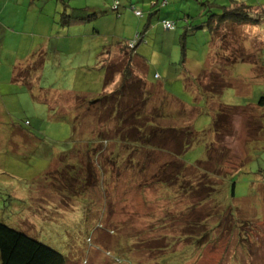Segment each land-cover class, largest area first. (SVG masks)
<instances>
[{
    "label": "rangeland",
    "instance_id": "rangeland-1",
    "mask_svg": "<svg viewBox=\"0 0 264 264\" xmlns=\"http://www.w3.org/2000/svg\"><path fill=\"white\" fill-rule=\"evenodd\" d=\"M84 1L78 0L77 5L91 6L80 5ZM98 1L100 5L99 2L95 5L107 11L97 19L96 28L100 32L93 30L94 21L86 28L74 26L71 33L70 28L59 25L55 36L48 39L49 27L42 24L36 27L31 19L24 21L26 33L46 36L25 43L46 45L45 64L35 89L78 94L90 100L98 98L105 90L102 67L108 57L106 51L112 47L114 50L119 42L135 41L143 34L144 40L136 50L135 73L142 76L145 71L150 84L160 85L184 104L188 111L184 119L193 118L195 113L192 115L191 110L195 109L197 116L192 125L198 134H203L210 129L212 116L195 83L207 67L210 55L233 56L234 51L242 49L239 47L242 44L247 53H253L255 46L261 47L264 59V22L259 27L245 26L240 33L239 28L224 26L211 34L205 25L203 29L188 30L184 36L186 17H193L190 23L201 27L210 15H221L220 7L232 5L233 0ZM236 1L264 9V0ZM117 3L118 12L113 11ZM137 12L143 16L135 15ZM151 12L155 14L149 22ZM21 16L24 17L23 12ZM165 22L176 23V29L166 31ZM228 29L232 31L225 33ZM17 30L22 28L18 26ZM63 33L66 38H61ZM225 34L228 36L218 38ZM117 53L115 49L114 55ZM250 60L257 67L237 63L227 68L226 80L231 86L223 93L222 103L249 106L234 118L224 145L228 153L220 155L225 159L221 162L224 170L241 167L236 175L223 179L220 193L224 202L240 212L244 220L241 225L251 227L247 252L239 245L240 236L245 234L230 222L228 208L220 206L223 220L219 219L221 226L216 228V222L208 215L212 202L184 212L197 203L198 195L183 196L163 187V181L159 180L163 179L160 175L166 159L163 149L155 150L149 163L145 161L148 151L144 150L142 157L137 158L142 167L123 169L119 176L120 165L113 166L108 154L114 156L119 151L125 160L128 150L117 141L114 144L100 138L96 148L105 152L91 163L86 154L88 147L82 145L85 136L93 131L102 133L115 124L105 123L104 113L99 119L92 113L81 119L80 138L76 139L69 122L73 114L67 108L74 107V102L69 98L53 104L64 114L65 119L61 120L57 117L58 109L52 111L48 104L34 101L29 94L20 97L8 95L7 91L1 94L0 222L59 252L65 264H264V136L259 137V130L264 128L260 123L264 106L262 109L255 104L264 97V67L256 58ZM187 82L194 84L193 90L187 89ZM114 87L115 83L106 91L111 92ZM159 96L156 93L148 99L149 110L152 105L161 108ZM162 98L166 106L180 109L177 101L166 103L165 97ZM6 109L14 115L8 117ZM97 120L100 128L94 130L92 122ZM159 123L161 127L171 125L163 119ZM12 127L20 130L17 133L12 130L10 134ZM207 142L201 140L191 148L183 157L185 163L194 166L204 160ZM7 148L14 150L6 152ZM217 164L216 161L214 165ZM231 182L236 184L235 198ZM189 224L195 230L190 231ZM209 224L214 230L206 236Z\"/></svg>",
    "mask_w": 264,
    "mask_h": 264
},
{
    "label": "trees",
    "instance_id": "trees-1",
    "mask_svg": "<svg viewBox=\"0 0 264 264\" xmlns=\"http://www.w3.org/2000/svg\"><path fill=\"white\" fill-rule=\"evenodd\" d=\"M61 6L62 9L59 12L60 18L58 23L62 27L87 24L98 18L97 14H91L88 9L70 8L68 4L64 3H62ZM220 8H223V13L221 15H210L208 22H203L201 27H195L193 23H190L193 17H186L185 22L187 26L185 28L187 32L185 31L184 36L188 34V30L196 31L198 29H203L205 25L208 26L210 33L214 34L220 31L224 26L239 28V32L240 30H245L243 29L245 26L259 27L264 22V9L254 8L243 2L239 3L233 0L232 5ZM113 11L118 12L119 6L117 5L116 8H113ZM155 13L158 12L156 11ZM155 13L151 12L149 14V22L152 20L153 14ZM142 16L143 14L141 13V17ZM173 24L175 30L177 24L174 22ZM231 31L232 29H228L225 33ZM222 36L224 38L228 35H220L218 38ZM143 37V34L138 35L135 40L136 46L133 49L129 47V44L133 41L119 42L115 47V49L118 50L117 56L114 55L115 49L113 50V47L111 50L109 49L106 51L108 57L105 58V63H103L102 67L105 72V90L94 100H90L78 94L52 93L42 88H39V90L35 89V84L45 64L43 51H40L39 54H36L35 57L24 66H20L14 71L13 82L22 84L29 89L34 101L37 100L48 104L49 108L54 112L58 109L60 112L57 114V117L61 120L65 119L63 116L64 114L59 106L57 107L53 104H56L64 98L72 99L74 107L69 106L67 108H70L71 110L68 111H71L73 114V117L69 118V122L76 139L77 137L80 138L79 130L82 126L81 119L91 116L92 113L95 118L99 119L103 117L102 115L104 113L106 116L105 123L110 121L111 125L115 124V126H112L113 128H107L102 133L93 131L89 136H85L82 145H87L88 150L86 154L90 156V161L93 163L94 160H97V157L105 152V149L97 150L96 148V143L100 141V138H103V140L106 138V142L110 140L109 142L111 143L115 141H117L116 143H120L128 150V155L125 160H123L125 156L121 155L119 151L115 153L114 156H111V153L108 154L113 166L115 163L116 166L120 165L118 166L120 170L119 176H121V170L123 169H134L138 167V165L140 168L142 167L140 161H137V158L139 155L142 157V152L144 150V153L148 151V156H145V161L149 163L152 153L155 150L163 149V156H166V159L163 161V175H160L163 179H159L163 181V187L169 192L176 191L183 196L190 197L193 193L198 195L199 199H197V203L194 205L191 204L184 212H191L190 210L193 211L197 206L212 202V209L211 211L209 209L208 215L213 219L212 221L216 222V228L221 226V222L219 221L221 219L223 220L220 206L228 208L227 217L231 220L230 222L234 223V225L240 229V233L245 234L240 236L239 245L247 252L248 249L245 246L249 245L248 233L251 227L249 228L248 226L245 228L244 226L246 223L241 225L240 221L244 220H241L240 212L238 213L233 205L230 206L224 202L220 193L224 182L223 179L227 176L236 175L241 167H238V169L224 170L221 162L225 159L220 155L223 153L226 155L228 153L224 145L226 139L229 138L231 134L229 132L232 130L231 125L234 122V118L244 112L249 105L244 107L227 105L222 103L221 97L225 90L231 86V83L226 80L227 68L237 63H249L257 67L255 61L250 60L252 57L256 58L260 65L264 67L262 48L260 47L259 50L258 46H255V49L252 50V52L254 51L253 53H247L245 47H242L241 44L239 47L242 49L238 52L234 51L233 56L210 55L209 63L199 76L197 83H195V87L198 95L203 98L208 107L210 106L212 124L210 129L203 134H198L194 129V125H192L197 116L195 109L191 110L192 115L195 113L193 118H189L188 120H186L187 118L184 119V115L188 112L184 104L166 93L160 85L150 84L146 78L145 71L142 76L135 73V70L138 69L134 66V61L137 56L136 50L139 44L144 40ZM217 40L218 39L214 41ZM252 47L254 48L253 45ZM154 78L158 79L159 75L155 74ZM114 83V89L111 92H107L106 90L108 87ZM193 86L194 84L187 82V89L190 91L193 90ZM156 93H160L161 97L159 96V99H161L162 106L158 108L152 105L153 109L149 110L150 104L148 99L152 98ZM162 97H165L167 100L166 103L172 100L177 101V104L179 103V106L183 109L180 107L178 110H173L172 107L170 108L169 105L166 106V104L163 103ZM255 104L262 108V106H264V97ZM161 119H163L164 123L171 122V125L161 127L159 123ZM263 119L264 113H262L260 121L264 127ZM27 124L29 123L27 122ZM92 124L95 126L93 128L94 130L100 128L98 120L97 123L94 121ZM150 132L152 133L149 134ZM260 135L264 136V128L259 130V137H261ZM205 139L208 141L206 146V158L197 162L194 166L186 164L183 160L184 155L199 141ZM94 145L95 147H93ZM90 161L87 163L88 169L91 168ZM216 161L218 164L215 166L214 163ZM232 178L233 177H231V180ZM235 188L236 184L231 182L230 189L233 198H235ZM163 222H165V219ZM189 225L190 231H192V229L195 230L191 227V224ZM230 226L231 224H229V228ZM209 228L210 224L206 226V236H210L212 233L211 231L214 230L213 228ZM230 230H228V232H230ZM190 235L192 236L193 233ZM0 264H65V260L63 255L54 249L0 222Z\"/></svg>",
    "mask_w": 264,
    "mask_h": 264
},
{
    "label": "crops",
    "instance_id": "crops-1",
    "mask_svg": "<svg viewBox=\"0 0 264 264\" xmlns=\"http://www.w3.org/2000/svg\"><path fill=\"white\" fill-rule=\"evenodd\" d=\"M153 0H150L152 2ZM68 4L70 8H78V9H88L91 14L95 13L98 15V18L106 14L104 10H102V6L100 5V1L94 2V0H85L81 4H90L91 6H78V0H0V99L1 94L5 93L8 95L12 94V96H24L25 94H29L31 96V92L22 84H16L13 82V76L15 74V70L24 66L27 62H29L30 58L35 55V53H39L43 51L46 53V45L40 44H29L25 45V43L30 40L32 42L34 37L44 39L45 35L39 34H28L23 30L26 26L27 19H31L32 22L36 24V27L39 25H43V27H49V34H47L48 39L52 38L53 33L56 27H59V12L62 9L61 4ZM52 7V8H51ZM22 12L24 13V19L22 18ZM30 16V17H29ZM93 23V30L100 32L97 20ZM92 23V22H91ZM87 23V24H91ZM87 24L75 25L78 28H86L84 27ZM20 26L22 30H17V27ZM70 28L69 33L72 32V27ZM86 30V29H85ZM66 33L62 34L61 38H66ZM9 44L11 45L9 48ZM39 90V88H37ZM7 91V93H6ZM7 95V96H8ZM3 101V100H2ZM7 112V109H6ZM8 117H12L13 113H8ZM20 130V128H18ZM17 127L11 129L17 133ZM21 136V134H20ZM14 149H10L12 151ZM9 149H6V152H10ZM1 152V151H0Z\"/></svg>",
    "mask_w": 264,
    "mask_h": 264
},
{
    "label": "built area",
    "instance_id": "built-area-1",
    "mask_svg": "<svg viewBox=\"0 0 264 264\" xmlns=\"http://www.w3.org/2000/svg\"><path fill=\"white\" fill-rule=\"evenodd\" d=\"M117 5H118V3L116 4V6H117ZM116 6H115L114 8H116ZM136 15H137V16H141V13H140V12H137ZM164 27H165V29H166L167 31L174 30V28H175L174 24L171 23V22H166V23H164ZM135 46H136V41H133V42H131V43L129 44V47L132 48V49L135 48Z\"/></svg>",
    "mask_w": 264,
    "mask_h": 264
}]
</instances>
